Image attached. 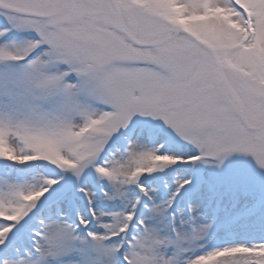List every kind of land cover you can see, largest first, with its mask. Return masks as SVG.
Segmentation results:
<instances>
[{
    "label": "snow or ice",
    "instance_id": "obj_1",
    "mask_svg": "<svg viewBox=\"0 0 264 264\" xmlns=\"http://www.w3.org/2000/svg\"><path fill=\"white\" fill-rule=\"evenodd\" d=\"M0 264H264V0H0Z\"/></svg>",
    "mask_w": 264,
    "mask_h": 264
}]
</instances>
